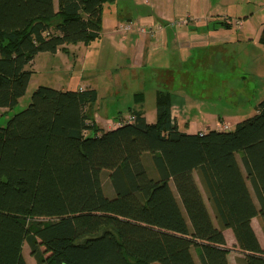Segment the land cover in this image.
I'll use <instances>...</instances> for the list:
<instances>
[{
    "label": "trees",
    "instance_id": "trees-1",
    "mask_svg": "<svg viewBox=\"0 0 264 264\" xmlns=\"http://www.w3.org/2000/svg\"><path fill=\"white\" fill-rule=\"evenodd\" d=\"M112 1L0 0V109L26 94L38 54L100 37ZM97 99L92 88L39 86L0 126V264H28L25 244L37 264H230L228 228L237 264H264L252 226L258 217L264 228V100L234 130L190 134L168 91L157 93L156 122L136 113L107 131L89 115Z\"/></svg>",
    "mask_w": 264,
    "mask_h": 264
},
{
    "label": "rangeland",
    "instance_id": "rangeland-1",
    "mask_svg": "<svg viewBox=\"0 0 264 264\" xmlns=\"http://www.w3.org/2000/svg\"><path fill=\"white\" fill-rule=\"evenodd\" d=\"M97 39L91 41L90 46L76 43L68 45L58 54H38L33 65L28 66L34 73L26 94L12 109H0V126L6 127L16 113L30 104L33 92L39 86L63 90L77 78L97 88L98 99L90 106L89 115L93 118L96 114L100 124L107 119L117 120L119 116L129 119L136 113H142L148 121L156 122L159 90L171 92L182 99V112L175 111V114L184 125L185 113L189 124H195L199 130L216 126L221 117L227 120L225 124L222 122V129L230 130L234 123L231 118L244 120L251 117L264 100L263 63H239L232 57H214L205 62L193 59L182 70L174 72V81L160 77L159 74L163 76V73H152L150 70L139 72L131 68L128 59H116ZM116 45L122 46L120 41ZM186 124L183 129H188ZM145 157L146 163L150 164L151 156ZM102 181L106 194L112 196L108 171L102 173ZM254 225L264 242L259 218L255 219ZM228 246L230 262L237 264L236 258L241 256L239 250L231 241ZM23 253L28 264H37L28 244L24 245ZM194 255L198 261L195 251Z\"/></svg>",
    "mask_w": 264,
    "mask_h": 264
},
{
    "label": "crops",
    "instance_id": "crops-1",
    "mask_svg": "<svg viewBox=\"0 0 264 264\" xmlns=\"http://www.w3.org/2000/svg\"><path fill=\"white\" fill-rule=\"evenodd\" d=\"M235 20H241L242 25L240 27L233 25L232 22ZM124 23L133 24V29L127 34L117 31ZM263 28L264 0H114L104 4L102 31L97 41L101 42L106 51L115 55L116 59H128L131 68L139 72L150 70L152 73H163V76L162 74L159 76L175 81L174 72L182 70L183 66L193 59L205 62L214 57L222 59L232 57L239 63L255 61L264 64V44L260 41ZM119 41L122 46L116 45ZM90 45L88 43L86 46ZM58 53L59 51L55 54ZM87 88L95 89L98 95L97 88L81 78H77L63 90L76 91ZM171 96L172 117L176 118L181 132L196 134L210 129L230 131L243 120L231 118L234 121L232 128L226 130L222 129L221 125L227 120L221 117L216 126L199 130L195 124H189L184 113L183 123L185 125L187 122L188 129H183L184 125L175 114V111L182 112L183 106L180 103L182 99L173 93ZM256 112L257 110L255 114ZM93 118L97 126L105 131L115 129L121 122L129 120L119 116L117 120L107 119L101 122L103 124L101 125L96 114ZM146 120L148 121L147 118ZM147 165L151 167V163ZM194 175L211 217L215 225L220 227L214 206L198 172L195 171ZM249 186L254 195L250 183ZM257 218L252 219V226L264 249V242L254 225ZM261 229L264 234L262 221ZM224 235L227 247L231 241L239 250L232 229H224ZM239 253L241 255L240 250Z\"/></svg>",
    "mask_w": 264,
    "mask_h": 264
},
{
    "label": "built area",
    "instance_id": "built-area-1",
    "mask_svg": "<svg viewBox=\"0 0 264 264\" xmlns=\"http://www.w3.org/2000/svg\"><path fill=\"white\" fill-rule=\"evenodd\" d=\"M232 24L235 25L236 27H240L242 25V21L241 20H235V21L232 22ZM132 29H133V24L132 23H124V24L119 26L117 31L122 33V34H127ZM134 120H135V118L131 116L129 118V120L121 122L120 124H124V123H127V122H133ZM225 129L227 130L228 128H225Z\"/></svg>",
    "mask_w": 264,
    "mask_h": 264
}]
</instances>
